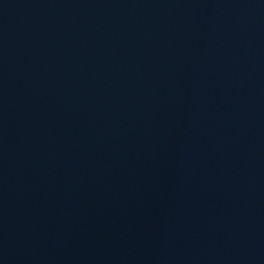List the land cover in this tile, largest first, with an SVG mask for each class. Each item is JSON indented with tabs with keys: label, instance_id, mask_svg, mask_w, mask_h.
Wrapping results in <instances>:
<instances>
[{
	"label": "water",
	"instance_id": "1",
	"mask_svg": "<svg viewBox=\"0 0 264 264\" xmlns=\"http://www.w3.org/2000/svg\"><path fill=\"white\" fill-rule=\"evenodd\" d=\"M0 264H264V0H0Z\"/></svg>",
	"mask_w": 264,
	"mask_h": 264
}]
</instances>
